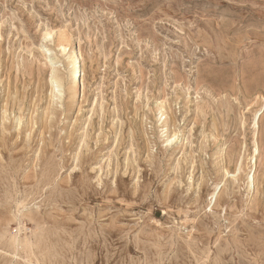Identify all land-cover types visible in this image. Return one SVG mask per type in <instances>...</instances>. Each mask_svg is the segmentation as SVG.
<instances>
[{"label":"rangeland","instance_id":"obj_1","mask_svg":"<svg viewBox=\"0 0 264 264\" xmlns=\"http://www.w3.org/2000/svg\"><path fill=\"white\" fill-rule=\"evenodd\" d=\"M0 264H264V0H0Z\"/></svg>","mask_w":264,"mask_h":264},{"label":"bare ground","instance_id":"obj_2","mask_svg":"<svg viewBox=\"0 0 264 264\" xmlns=\"http://www.w3.org/2000/svg\"><path fill=\"white\" fill-rule=\"evenodd\" d=\"M61 46H62L63 52L67 50V47L63 44V42L61 43ZM75 51L71 55H69V57H68V65H67V70L69 72L67 79H68V81L70 83V88H69L70 89V97L73 98V99H76L78 96L80 97L81 88L83 87V82L81 81V76H82V70L81 69H82V63H83L81 61L82 58H83L82 57V52L80 50L79 51L77 50L76 52ZM55 78L56 77H54V79ZM56 80H58V79H56ZM59 81H57L55 83H57V84L59 83V86H60L62 84V82L60 83ZM175 136H176V134H173V136L170 137V139H168V140H172V138H174ZM257 149H258V147H256L255 152L257 151ZM8 193H10V192L8 191ZM213 196H214V193L212 194L211 198ZM11 237H12V240H14L13 239L14 237L13 236H11ZM40 238H42V237H40ZM26 243H28V247H30L29 242L27 241ZM11 244H14V246H16L17 245L16 244V240H14Z\"/></svg>","mask_w":264,"mask_h":264}]
</instances>
